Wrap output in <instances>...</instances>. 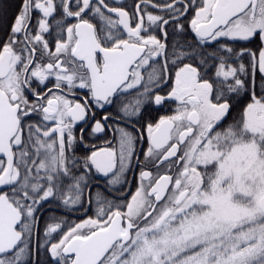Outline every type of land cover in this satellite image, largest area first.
Instances as JSON below:
<instances>
[{
	"label": "snow or ice",
	"instance_id": "6c2138e0",
	"mask_svg": "<svg viewBox=\"0 0 264 264\" xmlns=\"http://www.w3.org/2000/svg\"><path fill=\"white\" fill-rule=\"evenodd\" d=\"M0 264H264V0H0Z\"/></svg>",
	"mask_w": 264,
	"mask_h": 264
}]
</instances>
